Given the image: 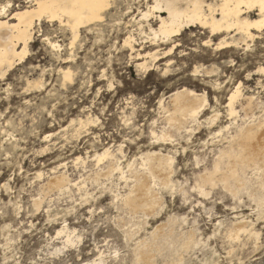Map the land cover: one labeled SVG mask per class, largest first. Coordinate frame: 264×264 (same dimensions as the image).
I'll use <instances>...</instances> for the list:
<instances>
[{"label":"rangeland","instance_id":"1","mask_svg":"<svg viewBox=\"0 0 264 264\" xmlns=\"http://www.w3.org/2000/svg\"><path fill=\"white\" fill-rule=\"evenodd\" d=\"M11 1L6 16L31 4ZM147 1L120 0L74 44L70 27L36 19L27 55L1 74L0 264H264V157L238 164L235 192L220 181L224 152L242 153V131L264 119V30L221 49L192 28L155 60L170 45L127 25ZM181 88L201 96L194 118L173 119ZM57 175L70 183L48 185ZM143 181L159 201L135 209L127 196Z\"/></svg>","mask_w":264,"mask_h":264},{"label":"bare ground","instance_id":"2","mask_svg":"<svg viewBox=\"0 0 264 264\" xmlns=\"http://www.w3.org/2000/svg\"><path fill=\"white\" fill-rule=\"evenodd\" d=\"M119 1L120 0H29L31 3L30 5L23 9L15 10V12L9 16L5 15L7 13L6 7L2 6L0 9V76L5 75V72L9 68H12L16 59H22L28 51L29 42L32 41L33 30L35 29L34 24L36 19L40 21L45 18L47 21H58L60 26L70 27L73 34V41L71 44H74L78 38L81 26L97 25L96 23L102 21L103 18H105L104 16H106L105 14ZM128 12H132V6L130 5L128 7ZM131 24H134L136 27L138 26L139 31L142 33H145V27H147L149 35L146 34L145 36L148 40L146 42H150L152 45H158L159 47L170 45L168 49L162 48L158 50V48H156L157 50L153 53H147L145 55V57H149L151 54L155 60L157 58L159 59V52L162 51L161 56L164 54V57L170 54L173 49L179 47L181 44L177 37L181 36L186 30L192 28L200 29L201 34H207V39L204 42L205 46L214 45V48L222 49L236 46L240 43V40L245 38L255 39L259 37L258 32L264 30V0H152V2L147 1L146 9H139L138 15H134L127 22L128 26ZM195 33L196 32H194V34ZM134 39L136 38L133 37L132 33L124 39V45L132 52L136 51ZM216 39L217 42L214 43ZM47 40L53 49L60 48L58 41L49 38ZM140 50H142V48ZM136 53L139 59L142 58V53L139 51ZM145 61L140 63L139 67L145 66V68H147ZM261 70L264 72V67H261L259 71L261 72ZM63 73L66 78L70 77L69 71H64ZM241 85L240 83L237 86L228 102L227 107H229V111L228 109L227 111L232 115L237 113L235 107L237 101H235V99L240 95ZM170 96L171 102L175 108V112H173L175 117H173V119H177L176 115L178 112L182 114L185 119L194 118L197 115L198 103L202 100L198 93L188 90L187 88H181L174 91ZM191 96H195L193 101L190 99ZM237 117H239L238 114ZM170 120L172 119L170 118ZM83 123L84 121L81 120V124ZM220 132V134H222V130ZM217 138L219 139V137ZM240 143L243 154L240 153L241 155H237L232 152H224V154L233 159V162L229 161V165L227 164L228 172L221 174L222 176L220 175V181L224 184V187L234 192L243 184V177L238 171V164L241 162L251 163L254 162L257 157H264V119L260 121L256 127L251 126L243 130ZM106 153L107 152L103 154ZM100 160H102V158H100L99 161ZM159 162L158 165L160 164ZM152 163L154 164V162ZM216 169L218 170V165ZM151 172L159 175L164 181L162 182L163 184L168 183L167 175L169 174L162 171V168H152ZM215 173H217V171H215ZM212 175L213 173L207 172L203 178L205 181H210ZM64 176L57 175L52 177L48 185L63 188L70 183ZM153 176L156 175L153 174ZM156 178L157 177L154 179ZM162 179L160 180L162 181ZM232 179L235 181V184L231 183ZM149 185L147 181L137 183L134 186L137 193L132 195L131 193L134 192L132 191L127 196L128 203L135 207V209L139 207L150 209L159 201L156 202V194L152 192L153 190H151ZM38 201L35 202L38 203ZM242 228H244V226L240 227V229ZM141 256L146 259L149 257L146 254Z\"/></svg>","mask_w":264,"mask_h":264}]
</instances>
